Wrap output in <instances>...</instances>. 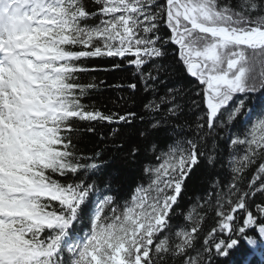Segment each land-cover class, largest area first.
<instances>
[{
    "label": "snow or ice",
    "instance_id": "6c2138e0",
    "mask_svg": "<svg viewBox=\"0 0 264 264\" xmlns=\"http://www.w3.org/2000/svg\"><path fill=\"white\" fill-rule=\"evenodd\" d=\"M93 58L134 69L153 93L140 135L168 140L152 142L147 184L122 204L93 179L101 163L77 147L78 122L94 132L137 116L82 102L98 87L80 79ZM174 65L191 89L178 82L160 94ZM189 91L200 115L181 122ZM202 158L227 179L211 181L184 213L189 223L173 229ZM258 197L264 0H0V264H236L229 257L242 247L264 262ZM210 214L213 226L201 237ZM247 256L240 264H251Z\"/></svg>",
    "mask_w": 264,
    "mask_h": 264
},
{
    "label": "trees",
    "instance_id": "16d2710c",
    "mask_svg": "<svg viewBox=\"0 0 264 264\" xmlns=\"http://www.w3.org/2000/svg\"><path fill=\"white\" fill-rule=\"evenodd\" d=\"M111 58H93L86 62L89 71L81 74V82H95L98 84L96 89L83 98V103L90 107L98 108L102 111H119L121 114L132 111L137 114L131 124L109 125L107 123L95 124V131L88 132L87 122H78L77 127L80 129L77 135V147L85 155L96 157L97 162L101 163V168L97 170L93 179L97 182L102 191L116 195L118 201L122 204L140 184H147V178L144 175L143 168L145 164L152 160L151 144L158 142L160 147H164L168 142L164 133H154L147 138L140 135V132L149 128L152 119L144 105L153 99L151 91L144 90L143 83L139 77L134 74V69L127 66L119 69L112 68ZM165 63L172 65L173 58L171 49ZM175 71L166 77V85H159V93L165 91L166 86L183 82L188 86L189 90L192 81L183 76L179 65H174ZM152 70V66L148 65L145 71ZM130 83H137V90L133 91L127 87ZM122 85V87H117ZM194 93L189 91L185 97L188 107L185 108L184 114L181 116V122L184 120L193 121L199 111L191 105V97ZM255 101L253 100V103ZM143 116L144 120L140 117ZM239 128L240 125H237ZM114 129H118L114 133ZM133 148H137L138 152L135 157L130 155ZM99 154L97 157L96 154ZM215 179L226 180L227 173L219 165L215 168L208 165L205 158L201 159L200 165L195 169L192 178L187 181L185 190L178 199V205L175 206V216L172 220L173 229L176 226H183L189 222L184 220L186 213L192 203L199 197L211 181ZM110 185V189L106 188ZM264 199V198H259ZM95 200V196L93 197ZM88 211L87 209L85 210ZM213 226L211 214L202 224L201 237ZM83 225H77L81 228ZM247 256V249L242 247L229 257V260H235L236 264H240ZM251 264H264L260 256H247Z\"/></svg>",
    "mask_w": 264,
    "mask_h": 264
}]
</instances>
